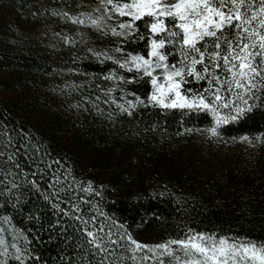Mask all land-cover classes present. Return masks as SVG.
Returning a JSON list of instances; mask_svg holds the SVG:
<instances>
[{
	"label": "trees",
	"instance_id": "obj_1",
	"mask_svg": "<svg viewBox=\"0 0 264 264\" xmlns=\"http://www.w3.org/2000/svg\"><path fill=\"white\" fill-rule=\"evenodd\" d=\"M108 7L102 0H0V237L8 249L0 260L18 264L15 243L25 264H82L77 245L89 248L94 264H157L168 257L131 251L128 236L155 245L196 232L261 246L264 103L212 136L204 112L136 102L151 92L150 79H132L135 69L105 55H146V29L137 22L145 40L114 36L110 29L120 31L127 18ZM206 84L189 80L184 88ZM130 100L131 115L120 108ZM240 142L256 150L240 151ZM228 151L229 168L222 162ZM85 227L110 256L99 247L92 255Z\"/></svg>",
	"mask_w": 264,
	"mask_h": 264
},
{
	"label": "snow or ice",
	"instance_id": "obj_2",
	"mask_svg": "<svg viewBox=\"0 0 264 264\" xmlns=\"http://www.w3.org/2000/svg\"><path fill=\"white\" fill-rule=\"evenodd\" d=\"M102 3L110 5L106 9L108 13L127 18L119 23L120 31L110 29L114 36L145 40L137 22L145 26L146 55L132 52L122 58L105 55V59L112 60L120 69H135L132 79L139 76L150 79L151 92L144 100L137 96L136 102L163 109L204 112L212 117L211 127L205 129L212 136L218 135L221 124L247 117L254 111L256 101L264 103V0H175L173 3L167 0H102ZM91 23L98 26V20ZM115 51L124 53L119 46ZM93 55L99 58L101 53L93 52ZM169 56H172L171 61ZM113 78L115 74L108 77ZM119 79L130 82L126 77ZM189 80L206 81L207 84L202 90L185 89ZM127 104L128 107L120 105V108L131 115L130 109L135 103L130 100ZM83 223L87 225V221ZM84 231L91 238L86 244L94 246L93 256L96 247L106 257L111 255L96 244L98 236L93 231L87 227ZM108 235L111 237L112 233L109 231ZM128 240L133 252L147 248L153 253L152 259H156L157 250L161 257H168L167 260L159 259L157 264H264V244L257 247L252 242L237 243L235 239L229 240L216 233L196 232L187 238L155 245L141 244L131 236ZM5 245L6 241L0 237L3 248L0 256L8 254ZM11 247L15 249L14 259L18 264H25L22 250L15 243ZM77 247L84 253L82 264H94L88 259L89 248ZM0 264H8V261L0 260ZM100 264H104L103 258Z\"/></svg>",
	"mask_w": 264,
	"mask_h": 264
},
{
	"label": "rangeland",
	"instance_id": "obj_3",
	"mask_svg": "<svg viewBox=\"0 0 264 264\" xmlns=\"http://www.w3.org/2000/svg\"><path fill=\"white\" fill-rule=\"evenodd\" d=\"M173 1H175V0H173ZM257 140H259V138L257 139ZM253 144L252 143H238L237 144V146H238V149L240 150V151H243V150H249V149H251V150H256L254 147H257V146H252ZM260 152H262V150L260 151ZM232 153L233 152H231V151H228V152H225L224 153V158H223V166L224 167H227V168H229L230 166H231V164H232ZM229 240H232V239H229ZM240 241H237V243H239ZM171 247H173V248H176L177 246L176 245H170ZM257 247H259V246H257Z\"/></svg>",
	"mask_w": 264,
	"mask_h": 264
}]
</instances>
